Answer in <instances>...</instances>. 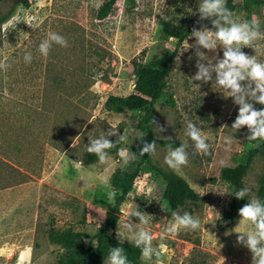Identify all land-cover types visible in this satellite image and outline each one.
Masks as SVG:
<instances>
[{"label": "rangeland", "instance_id": "obj_1", "mask_svg": "<svg viewBox=\"0 0 264 264\" xmlns=\"http://www.w3.org/2000/svg\"><path fill=\"white\" fill-rule=\"evenodd\" d=\"M104 1L28 0L23 7L0 0V14L11 9L0 23V61L10 65L0 70V264H54L62 251L59 240L64 231L88 235L96 231L112 206L101 180L106 177L110 183L121 159L108 154L105 164L96 160L83 165L80 158L89 138L118 129L127 137L118 151L131 152L135 139L144 136L137 126L141 111L112 112L103 102L109 94L132 92L133 60L157 67L154 59L174 48L164 92L153 103V121L165 131L160 133L153 124L152 133L157 140L171 137L180 145L186 143L188 164L179 172L170 169L164 163L167 147L156 142V154L139 166L120 204L113 234L117 238L118 223L139 222L129 214L137 205L150 215L146 228L163 264H251V252L237 244L233 229L239 209L256 198L264 158L252 159L241 187L249 188V194L226 217L230 195L214 191L231 186L219 178V169L236 165L260 140H247L246 127L231 129L239 106L226 92L211 82L190 79L197 72L196 57L192 49L184 48L195 38L189 34L176 43L199 20L200 0H114L109 13L98 19L96 11ZM234 3L235 20H258L264 32V5L245 8L241 0ZM49 32L63 36L68 46L53 44L45 57L38 46ZM257 44L256 53L250 47L242 51L264 62V40ZM27 52L32 54L31 63L24 61ZM217 52L223 58L222 49ZM169 95L172 105L166 102ZM254 107L259 110L264 105L254 103ZM188 121L207 137L209 154L195 152L185 135ZM226 137L232 138L231 143L225 142ZM135 164L136 159L123 168L132 171ZM158 168L179 175L200 199L171 210L162 198L164 183ZM173 211L191 213L201 220V228L167 233ZM76 242L81 247L93 243L82 235ZM140 259L156 264L155 258L148 261L140 255Z\"/></svg>", "mask_w": 264, "mask_h": 264}, {"label": "clouds", "instance_id": "obj_2", "mask_svg": "<svg viewBox=\"0 0 264 264\" xmlns=\"http://www.w3.org/2000/svg\"><path fill=\"white\" fill-rule=\"evenodd\" d=\"M227 0H200L198 5L199 24L201 21L209 20L212 27L202 25L199 29L193 27L191 37L195 38V43L187 46L184 50L192 49L196 57L195 67L197 72L190 79L201 84L211 82L212 87L222 89L231 97L235 105L239 106L238 115L231 125V129L239 131L246 127L249 135L247 140H264V108L257 110L255 104L264 105V62L257 59L256 54L249 56L242 51L245 47L254 49L255 53L259 49L257 41L264 40V32L258 20H245L238 22L233 18L231 11L226 7ZM33 27L32 25H30ZM53 44L67 47V40L55 32H49L47 38L38 46L41 55L47 57ZM222 49L223 58H220L217 49ZM204 50H207L204 51ZM207 53H212L208 55ZM191 59V57H189ZM24 61L31 63L32 54L25 53ZM10 65L6 61H0V70H7ZM199 86V85H198ZM153 124L160 133L165 129ZM139 136V133H137ZM185 135L193 142L195 152L207 155L210 145L207 137L202 135L201 129L191 121L187 122ZM116 136L115 142H110L108 137ZM141 138L142 148L139 156L155 155L156 142L151 143ZM127 137L118 134V129L110 128L98 138H89L87 152L95 154L98 161L105 164L109 160L108 151L124 143ZM167 139L171 140V137ZM232 138L226 137L225 142L231 143ZM188 145L181 144L172 147L170 144L166 149L164 163L172 170L179 172L183 166L188 164ZM118 155L121 159V167H126L131 161L137 158V154L129 152L125 148H120ZM101 184L107 190L108 199L114 200L116 192L111 188L108 179L104 177ZM250 189L247 187L220 188L215 190L218 195H234L237 199H245ZM130 216L138 218V223L126 221L118 223L117 238L123 243L126 239L141 250V258L151 261L156 259V264H163L160 251L153 245V236L146 226L149 224V214L141 212L136 205L130 210ZM240 217L237 226L233 231L237 235V244L243 245L252 254L251 264H264V201L258 198H249L248 203L239 209ZM172 222L166 229L169 234L178 233L183 230H198L201 228V220L191 213L179 211L171 213ZM204 227V225H203ZM126 233V236H122ZM227 233L226 235H230ZM104 264H129L128 257L122 247H111Z\"/></svg>", "mask_w": 264, "mask_h": 264}, {"label": "trees", "instance_id": "obj_3", "mask_svg": "<svg viewBox=\"0 0 264 264\" xmlns=\"http://www.w3.org/2000/svg\"><path fill=\"white\" fill-rule=\"evenodd\" d=\"M245 8L250 6L260 7L264 5V0H241ZM114 3V0L104 1L96 11L98 19L104 18ZM20 5L26 7L28 0H13V6ZM236 4L234 0H227L226 7L233 11ZM11 9L4 14H0V23L8 16ZM202 25L211 27L209 20L201 21L199 24L194 23L189 25L187 29L178 36L177 44H179L186 36L191 34L193 27L199 29ZM176 49L174 48L170 53L162 55L154 59L157 67H152L145 64L140 60L132 61V71L134 76L133 90L125 95H112L106 96L103 107L112 112H121L122 110H139L141 113L138 115L137 126L144 134L142 138L144 141L151 143L153 140L160 145L168 147L180 146L175 140L169 139H155L152 133V121L154 119L153 103L163 94L166 85V76L170 70V62L175 55ZM166 102L170 105L173 104L171 96L169 95ZM110 142H115L117 137H108ZM141 138L135 139L134 143L130 146L131 152L137 154L136 167L132 171H127L123 167H116L110 175V184L116 192V197L112 200V206L104 214L101 223L98 225L96 231L88 235L83 232L64 231L60 236V244L62 247L61 253L55 259L54 264H101L103 258L108 256L111 247H122L128 257L129 264H151L141 262L140 248L136 247L133 243H120L114 236L113 229L120 214V204L124 200L126 194L131 190L132 183L137 176L138 168L141 164L149 163V155L139 156L140 148H142ZM119 144L116 147L107 150L108 154H112L117 158ZM261 155L264 158V140L247 150L243 160L234 166H222L219 169V178L229 184L231 188L240 189L242 187V179L246 174L250 163L254 156ZM98 160L95 154H89L84 151L81 154L80 161L83 165ZM157 174L162 179L164 187L162 190V198L167 202L171 210L182 207L187 203H196L200 197L193 191L189 185L177 174L166 169H156ZM256 198L264 201V171L261 180L256 190ZM245 199H237L234 195H230V202L226 217L230 215L232 210L239 202H244ZM82 235L92 240L93 243L81 247L77 244L76 238Z\"/></svg>", "mask_w": 264, "mask_h": 264}, {"label": "crops", "instance_id": "obj_4", "mask_svg": "<svg viewBox=\"0 0 264 264\" xmlns=\"http://www.w3.org/2000/svg\"><path fill=\"white\" fill-rule=\"evenodd\" d=\"M19 260H21V259H19Z\"/></svg>", "mask_w": 264, "mask_h": 264}]
</instances>
